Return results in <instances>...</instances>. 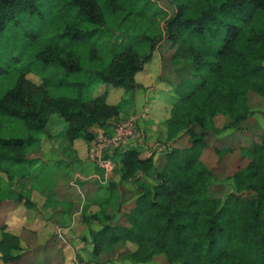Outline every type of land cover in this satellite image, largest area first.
<instances>
[{"label": "trees", "instance_id": "trees-1", "mask_svg": "<svg viewBox=\"0 0 264 264\" xmlns=\"http://www.w3.org/2000/svg\"><path fill=\"white\" fill-rule=\"evenodd\" d=\"M131 1L0 0V79H12L0 95V121L20 122L27 133L0 134V171L33 164L29 150L38 136L53 137V116L65 123L70 145L108 133L123 121V103L109 104L108 92L86 98L87 91L98 83L140 90L136 75L165 42L161 58L177 83L170 117L158 124L163 151L158 159L144 156L143 147L114 151L119 182L110 180L108 197L94 199L99 210L86 220L101 226L90 233L92 255L132 245L124 256L132 264L160 257L166 264H264V135L240 149L248 163L229 178L227 194L218 169L202 160L218 119L226 122L223 132H241L254 97L264 101V0H168L163 36L143 37L149 51L122 42L104 64L96 43L110 14L133 9ZM181 137L185 146H171ZM216 151L220 160L232 152ZM126 181L135 188L133 207L116 218L115 206L119 213L129 200L121 190ZM13 196L26 210L36 208L30 195ZM0 231V264H19L21 237L6 224Z\"/></svg>", "mask_w": 264, "mask_h": 264}, {"label": "rangeland", "instance_id": "rangeland-1", "mask_svg": "<svg viewBox=\"0 0 264 264\" xmlns=\"http://www.w3.org/2000/svg\"><path fill=\"white\" fill-rule=\"evenodd\" d=\"M131 2L136 4L133 9L125 6L122 11L116 14H110L108 24L104 28L106 30H104L103 36L96 43L101 49L104 64L108 63L112 52L116 48H121L118 45L122 42V47L131 45L139 49L141 54L147 53L150 49V43L143 42V37L159 39L163 36L164 22L172 15L168 0H132ZM164 43L157 48L153 59L146 66H151L155 70V66L158 65L156 57L157 55L161 57L166 47ZM83 49L85 51V47ZM164 65L166 64L163 62L162 69L164 76L160 82L165 83L163 80L166 83L172 82V87H175L177 83H175L176 79H168L167 75H174ZM139 75L140 73L137 74L136 80ZM29 77L33 82L40 83L37 77ZM11 83V78L0 79V95L11 86ZM104 92H108L109 104L122 102V113H126L129 110V96H126V92L123 89L98 83L90 88L85 96L86 98H94ZM127 94L129 95V93ZM166 98V103L168 104L171 100L168 96ZM253 103L254 114L241 126V132H223L222 129L226 122L224 119L217 120L216 132H219L216 136L209 137V148L205 151L202 159L207 167L218 169V174L223 179L220 184H222L226 194L232 190L233 186L229 178L238 169L245 167L248 163V159L241 157L240 149L250 146L252 142L257 141L261 135H264V101L258 97H254ZM156 119H160L157 121L158 125L162 121V117H155ZM148 123L153 124L151 121H148ZM64 128L65 123L62 119L53 116V120L48 128L53 137L38 136L39 142L29 150L27 157L33 164L23 165L7 172L0 171V200L15 199L13 198V194L16 196L19 192L28 196L33 195L39 202L43 216L48 217L53 215L59 220V227L57 229L69 230L68 236L65 231V236L68 241L66 243L58 236L57 238V234H54V231L48 229L50 225L47 220L43 227L44 231L35 223H32L27 226L29 231L26 233L22 229L20 222L14 219L9 226L12 231L20 235L23 246V259L19 264H103L107 258L109 259L107 262L110 261L108 264H132L124 257L129 250L134 249L132 245L120 246L118 251L102 258H95L92 255L93 250L87 252V250L83 249L85 244L91 241L90 232L92 228L91 226L88 227V225L93 224V222H86V220L94 213L93 206H95L93 204L95 200L88 202L85 199V195L99 192L102 196L108 197L106 189L110 180L113 179V181L119 182L120 178L119 174L115 172L107 178L108 181L105 184H102L103 187H99L95 183L90 182V184L84 187L85 192H83L85 195L83 194L84 198L82 200L79 191L71 186V182L77 173H82L81 175L86 177L88 174L84 175V173L86 172L87 166L92 169L95 168L91 162L90 164L88 163L87 157L90 144L88 145L86 142L79 140L75 144L70 145L62 136ZM0 134L4 137L27 136L23 125L20 122L11 120L0 121ZM158 134L159 131H157V135L147 134V141H143L145 142L143 149L147 150L148 153L145 154V151H143L144 156H154L155 159L161 156V146L157 145V143H164V140L160 139ZM186 144V138L181 137L171 146L183 147ZM221 148H230L232 152H228L220 160V156L216 150ZM85 150H87V153ZM124 183L127 187H129L128 183L132 184L131 181ZM125 186L121 190L122 193L124 190L129 192L126 195V199L129 200L121 206L119 213H117L119 207L115 206L112 212L116 215V218L120 215L123 216L125 212L133 207L134 202L130 196L133 191L127 190ZM118 203H120V200ZM54 206L66 209L65 211L68 212L66 214L67 216L62 214L58 215L56 209L53 208ZM39 211L40 209L35 208V211L32 212V218ZM8 215L5 212L1 214L0 227L8 220ZM37 216L40 217L41 215L37 214ZM76 245L82 246V249ZM76 249L78 251L80 250L81 256L77 254ZM150 264H166V262L160 257Z\"/></svg>", "mask_w": 264, "mask_h": 264}, {"label": "crops", "instance_id": "crops-1", "mask_svg": "<svg viewBox=\"0 0 264 264\" xmlns=\"http://www.w3.org/2000/svg\"><path fill=\"white\" fill-rule=\"evenodd\" d=\"M156 58H157V64L158 65L155 66V70L151 66H145L144 70L140 72V75H139L138 79L136 80V82L141 86V89L137 90L134 93H129V95L127 93H125L126 96H129L128 97V103L130 105H129V110L126 113H122V115H121V120H125L128 117H130L131 115H134L135 113H140L141 117H140L139 123H140L141 132L144 135L143 139L145 141H147V138H146L148 136L147 134L151 133L153 135H155V134L157 135V131H158L157 121L160 119L155 120V117H162V121H164L170 117L172 105H173L174 99L176 98L175 93L173 92L174 91V87H172L173 83L172 82L166 83L165 80H163V81L166 84L163 82H160V80H162L161 78L164 76V72L162 69V63L163 62H162V60H160L161 57L159 55H157ZM167 76H168V79H170V78L175 79V77L172 75L171 76L167 75ZM136 78H137V75H136ZM175 83H176V81H175ZM167 96L171 100L168 104L166 103V101H167L166 97ZM172 100H173V102H172ZM119 103L120 102H117L116 104H119ZM116 104H113V105H116ZM122 112H123V110H122ZM161 112H162V115H161ZM148 121H151L153 124L152 125L149 124ZM143 141L141 142V145L139 143L141 149H142V147H144L143 144L145 142H143ZM156 147H158V146H156ZM85 151L87 153V150H85ZM143 151H145V154L148 153L147 150H145V149H143ZM154 151H155V148H154ZM97 172H98L97 168L92 169L91 167L89 168V166H87L86 172L84 173V175L88 174L86 177L89 178ZM87 184H90V182H88ZM87 184H85V185H87ZM128 184H129V187L125 186V183L123 184V187L125 186V187H127V190L134 192L135 191L134 186L130 183H128ZM80 186H81V189L85 192V190H84L85 186L84 187H82V185H80ZM98 196L100 197L102 195L99 192H95L93 194H86L85 198L87 201H88V199H90V201H92V200L96 199ZM31 198L34 201V203L36 204V206H37L36 208L40 209V211L38 213H36V215L33 216L34 219L32 218V212L35 211V209L28 211L25 209L24 206L17 204V203H14L13 200H4V202H2L0 204V216L3 212L9 214L8 220L5 221V224L8 226V229L11 232H13L14 234L19 235L15 231H12V229L9 226L10 223L14 219H16L17 221L20 222L22 229L24 231H26V233L29 231L27 226L29 224H32V223H35L42 231H44L43 227L45 225V221L47 220V221H49L48 223L50 225L48 227V229L54 231V234H55L57 231V227H59V225H58L59 220L56 217H54L53 215H50L48 217L43 216L42 210L39 207V202L37 201V199L33 195L31 196ZM53 208L56 209V211H57L56 213H58V215L59 214L66 215L68 213L65 211L66 209H64L62 207L54 206ZM93 209H94V213L99 210L97 206H93ZM37 214H40L41 216L39 217V216H37ZM66 216H64V217L66 218ZM51 225H53V227H51ZM90 226L92 228V231H98L101 228V226L97 222H93V224L88 225V227H90ZM68 232H69V230H66L67 236H68ZM76 246L78 248L82 249V246L81 247L79 245H76ZM74 248H76V247L74 246ZM83 249L87 250V252H91L93 250L90 242L85 244ZM66 252L70 253L69 251H66ZM76 252L78 255L80 254V256H81L80 250L78 251L76 249Z\"/></svg>", "mask_w": 264, "mask_h": 264}, {"label": "built area", "instance_id": "built-area-1", "mask_svg": "<svg viewBox=\"0 0 264 264\" xmlns=\"http://www.w3.org/2000/svg\"><path fill=\"white\" fill-rule=\"evenodd\" d=\"M140 117V113H135L117 123L108 133L103 130L97 131L96 138L89 145L87 158L89 163L91 162L98 169V172L89 178L77 173L71 182V186L79 191L82 200L84 192L80 186L81 182L97 181L102 185L108 181L109 176L117 171V164L112 157L115 150H125L131 146L140 147L141 144L139 145V143L144 140L139 123ZM162 151L163 148L161 147L160 152ZM65 231L57 229L56 234L67 243Z\"/></svg>", "mask_w": 264, "mask_h": 264}]
</instances>
